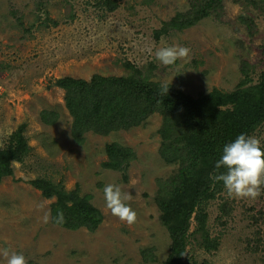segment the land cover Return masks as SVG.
Instances as JSON below:
<instances>
[{"label": "rangeland", "instance_id": "obj_1", "mask_svg": "<svg viewBox=\"0 0 264 264\" xmlns=\"http://www.w3.org/2000/svg\"><path fill=\"white\" fill-rule=\"evenodd\" d=\"M98 1H47V16L57 22L54 25L42 22L45 13L37 9L36 0H0V147L21 123L31 146L23 162H14L13 175L0 182V253H22L28 264H161L170 243L154 202L157 180L176 170L175 163L164 162L159 154L161 116L154 113L138 126L106 135L89 131L78 143L71 136L64 90L52 84L54 79L126 75L127 61L151 80L197 96L213 87L232 90L243 78L242 61L248 64L251 83L264 69V0H223L217 13L158 39L153 30L188 9L189 0H116L113 11ZM173 45L188 47L189 56L165 66L155 51ZM43 109L57 112L55 123L41 120ZM253 136L264 147V124ZM113 141L134 150L126 179L121 171L102 166L107 159L104 146ZM37 176L62 180L67 189L78 186L81 194H90L103 214L98 227L71 230L51 219L44 223L52 199L29 183ZM108 184L131 195L126 203L137 213L134 224L107 208L103 190ZM222 201L231 206L223 223L217 220ZM208 212L209 230L219 236V246L208 252L190 236V261L264 264V186L255 199L229 197L224 188L208 204ZM150 247L154 260L146 261L141 250ZM0 264H6L2 254Z\"/></svg>", "mask_w": 264, "mask_h": 264}, {"label": "trees", "instance_id": "obj_2", "mask_svg": "<svg viewBox=\"0 0 264 264\" xmlns=\"http://www.w3.org/2000/svg\"><path fill=\"white\" fill-rule=\"evenodd\" d=\"M47 1L36 0L37 9L45 13L43 23L50 21L56 25L47 16ZM97 4L106 11H113L118 5L116 0H99ZM222 5L223 0H189V8L162 21L153 30V37L158 39L172 30L192 27L217 13ZM16 20L23 25L20 18ZM125 66L130 69L126 75L94 73L88 80L65 75L54 79L52 84L64 90L65 107L72 118L71 136L78 143L84 141L89 131L106 135L138 126L154 113L161 116L159 154L164 162L176 164L174 173L157 180L154 195L159 221L170 239L168 253L161 264H194L186 253L190 236L208 252L217 249L220 243L219 236H212L209 230L208 204L224 190L223 182L213 179L226 171L215 167L223 146L241 133L253 136L264 124V69L257 81L251 83L248 64L242 61L243 78L232 90L213 87L192 96L170 83L151 80L130 62L126 61ZM164 85H168L167 93L163 91ZM57 116L54 110L40 111V118L46 124L55 123ZM25 128V123L17 126L0 147V182L13 175L14 162H23L31 152ZM104 152L107 159L102 166L121 171L126 179L134 150L113 141L105 144ZM29 183L44 198L52 199V223L71 230L82 227L92 231L102 221L103 214L91 202V195L81 194L78 186L67 189L62 180L45 176L30 179ZM219 209L217 220L223 223L222 218L229 215L231 206L222 201ZM60 210L64 213V223L55 222ZM141 255L146 261L154 258L151 247L142 249Z\"/></svg>", "mask_w": 264, "mask_h": 264}, {"label": "clouds", "instance_id": "obj_3", "mask_svg": "<svg viewBox=\"0 0 264 264\" xmlns=\"http://www.w3.org/2000/svg\"><path fill=\"white\" fill-rule=\"evenodd\" d=\"M190 49L185 46L173 45L162 47L155 51V58L163 65H173L177 60L189 56ZM163 91L167 93L168 85H164ZM216 169L225 168L226 171L213 177L216 181H222L227 195L234 198L255 199L261 195L264 186V147L255 136L244 133L239 134L234 141L223 146L222 156L215 164ZM106 206L113 216L132 225L137 220V213L126 201L131 195L122 193L118 185L108 184L104 187ZM39 207H43L40 205ZM43 222L48 223L50 212H45ZM56 223H64L65 217L62 210L57 212ZM6 264H28L22 253L3 250Z\"/></svg>", "mask_w": 264, "mask_h": 264}]
</instances>
